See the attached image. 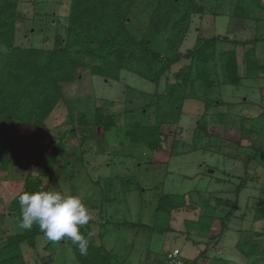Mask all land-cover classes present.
Listing matches in <instances>:
<instances>
[{
	"label": "rangeland",
	"instance_id": "rangeland-1",
	"mask_svg": "<svg viewBox=\"0 0 264 264\" xmlns=\"http://www.w3.org/2000/svg\"><path fill=\"white\" fill-rule=\"evenodd\" d=\"M234 1L198 0L204 12L192 16L179 51L185 53L200 37L221 34L243 41L262 36L256 54L264 64V21L231 16L229 2ZM137 4L131 26L138 34L146 26L151 8L145 0H138ZM69 7L70 0H18L21 16L16 23L15 43L51 49L54 35L65 32ZM217 12L221 15L217 16ZM170 33L161 32L156 49H162L159 42ZM220 47L231 49L232 45L222 43ZM236 49L241 58L243 49ZM0 51L5 48L0 46ZM188 62L180 59L157 83L127 70H121L117 80L90 75L79 80L70 95L66 93L69 96L65 105L58 106L46 121V132L73 128L77 134L64 138L65 153L58 158L52 176L44 180L48 190L81 197L93 220L102 223L94 224L92 231L98 238L101 235L102 244L115 255L114 264H152L174 248L187 260L201 252L199 264H264V256L246 258L236 248L243 236L254 238V231L264 232V220L253 221L259 200L264 201V154L245 167L247 156L253 153L251 145L264 144L258 129L264 125L259 120L264 112V73L243 80L238 86L215 85L207 91L200 82L190 83L180 120L163 129L166 137L159 151L131 145L124 134L129 115L144 124L154 121L153 107L146 104L154 94L163 92L166 81H172L173 72ZM206 98H218L224 103L210 106L204 115ZM97 105L115 114L117 125L81 144V136L87 131L69 119H75L79 112L92 117ZM3 118L0 117L1 241L7 234L21 232L18 218L8 212L7 206L24 176L38 172L44 161L38 154L48 153L50 145L57 141L41 130ZM251 125L255 129L249 130ZM3 161L7 162L5 170L1 167ZM242 178L245 183L236 194ZM162 192L184 194L190 205L172 213L173 231L149 233L138 224L153 223L156 198ZM229 211L226 229L218 236L221 217ZM203 213L215 216L210 232L197 230L187 235L183 221ZM49 242L51 246L46 248ZM258 242L264 246V236ZM20 249L27 264H77L65 238L53 241L43 234L35 238L33 247L25 241Z\"/></svg>",
	"mask_w": 264,
	"mask_h": 264
},
{
	"label": "trees",
	"instance_id": "trees-1",
	"mask_svg": "<svg viewBox=\"0 0 264 264\" xmlns=\"http://www.w3.org/2000/svg\"><path fill=\"white\" fill-rule=\"evenodd\" d=\"M137 1L70 0L64 34H55L53 47L45 49L15 43L16 23L21 16L18 0H0V46L5 48L4 52L0 51V114L19 124L41 130L57 140L50 145L48 153L38 154L44 160L38 172L24 176L18 192L7 206L8 212L16 216L19 222V195L41 188L48 190L44 179L52 176L58 158L65 153L64 138L68 134H77L73 128L63 132L52 129L46 132V121L58 106L65 105L69 92L79 84V80L88 79L89 75L117 80L120 71L127 70L157 83L180 59H188V64L173 72L172 81H166L164 91L154 94L153 100L146 104L147 107H153L152 123L144 124L135 120L134 116H128L124 134L129 144L159 151L166 137L163 129L177 125L180 120L187 99L185 90L190 83L200 82L207 91L215 85L238 86L243 80L254 79L264 73V64L256 54V46L262 36L243 41L221 34L200 37L192 48L182 54L179 48L189 31L192 16L202 14L204 7L198 0H145L151 12L146 26L137 34V30L131 26V18L138 9ZM229 3L232 5L231 16L264 21L262 0H235ZM216 14L221 15L218 12ZM163 30L171 33L162 43L159 42L162 49H156L157 38ZM222 43H229L232 48L223 49L220 47ZM237 47L243 49L241 58L237 56ZM205 103L204 115L210 106L215 107L224 102L218 98L216 101L206 98ZM71 118L70 121H76L87 131L81 136V144L117 125L115 114L105 112L101 105L94 106L92 117L79 112L75 119ZM259 120L264 124V112L260 114ZM201 129L205 130V123ZM250 129H255V126L251 125ZM258 129L264 136V125ZM251 146L253 153L247 156L245 167L264 154V144ZM6 166L7 162L3 161L2 169L5 170ZM244 183L242 178L236 194ZM189 205L184 194L162 192L156 198L153 223H140L138 226L149 233L171 232L172 213L187 209ZM230 214L229 211L221 217L218 236L226 229L225 220ZM214 217L203 213L196 219H185V233L188 235L199 230L208 234ZM261 220H264L263 200H259L253 216V221ZM96 223L102 225L100 221L92 219L80 231L87 236L89 232L93 233L92 226ZM43 234L38 225H34L31 230L22 229L19 233L5 235L4 240H0V264H27L20 244L26 241L33 247L35 238ZM263 236L264 232L254 231V238L243 236L236 248L246 258L264 256V246L258 242ZM65 242L71 247L77 264H114L115 255L102 244L101 235L99 238L95 234L92 236L86 255H81L70 239L65 238ZM50 246V242L46 244V248ZM201 256L200 252L192 259H185V263L199 264ZM159 262L158 257L152 264ZM223 264L228 262L224 261Z\"/></svg>",
	"mask_w": 264,
	"mask_h": 264
},
{
	"label": "clouds",
	"instance_id": "clouds-1",
	"mask_svg": "<svg viewBox=\"0 0 264 264\" xmlns=\"http://www.w3.org/2000/svg\"><path fill=\"white\" fill-rule=\"evenodd\" d=\"M19 205V227L31 230L34 225H38L49 240L68 238L77 246L81 255L87 254L94 234L89 232L85 236L80 228L93 217L79 195L41 188L20 194Z\"/></svg>",
	"mask_w": 264,
	"mask_h": 264
},
{
	"label": "built area",
	"instance_id": "built-area-1",
	"mask_svg": "<svg viewBox=\"0 0 264 264\" xmlns=\"http://www.w3.org/2000/svg\"><path fill=\"white\" fill-rule=\"evenodd\" d=\"M159 261L160 264H186L185 258L178 248L165 251Z\"/></svg>",
	"mask_w": 264,
	"mask_h": 264
},
{
	"label": "crops",
	"instance_id": "crops-1",
	"mask_svg": "<svg viewBox=\"0 0 264 264\" xmlns=\"http://www.w3.org/2000/svg\"><path fill=\"white\" fill-rule=\"evenodd\" d=\"M0 117H4L3 119H6V117L5 116H0ZM6 120H8V119H6ZM24 126V125H23ZM13 128V127H12ZM17 128V127H16ZM52 130H54V129H52ZM44 154V153H43ZM31 164L33 165V163H30L29 165L31 166ZM18 192V191H17Z\"/></svg>",
	"mask_w": 264,
	"mask_h": 264
}]
</instances>
